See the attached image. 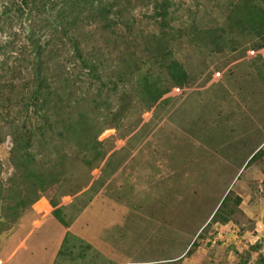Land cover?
Here are the masks:
<instances>
[{"label":"rangeland","instance_id":"rangeland-1","mask_svg":"<svg viewBox=\"0 0 264 264\" xmlns=\"http://www.w3.org/2000/svg\"><path fill=\"white\" fill-rule=\"evenodd\" d=\"M132 1L130 6L140 4L139 0ZM169 1L174 2V8L178 11L172 19L167 18L169 26L165 28L168 33L173 30L171 36L175 38L178 34H190L193 28L197 31L224 27L229 7L237 0ZM7 5L13 7V11L5 17L3 7ZM11 5L9 0H0V18L4 20L0 23V43L12 33L17 35L16 42L20 44L23 29L28 31V27L37 20L34 17L39 18V14L32 12L29 21L24 24L16 9H26V14L28 9L21 0H15ZM29 8L32 9L31 4ZM152 8L153 5L148 10V17L140 7L134 9L132 15L137 23L131 32L121 28L114 33L98 27L94 29L101 55L107 57L104 59L106 63L121 54L127 33L131 35L132 44L135 42L137 56L144 62L142 72L151 68L155 78L162 75L155 64L148 66V55L141 53L147 36L160 32L158 24L150 17ZM75 18L78 19L77 25L71 27L70 31H76L86 43L90 27L81 21L82 18L79 19L77 15ZM20 21L24 26L19 27ZM254 39L242 37L237 52L226 50L214 54L200 51L201 45L197 40L179 39L174 46V57L195 78L189 88H171L161 105L151 110H148L146 98L136 88L138 77L133 88H130V99L120 102L118 96L112 97L115 107L122 102L124 106L131 103L128 108L132 107L121 110L128 117L120 123L103 125L99 129L98 141L109 151L106 158L112 154L108 165L105 167L102 162L91 171L75 155H70L65 163L59 165L61 183L46 191L40 198L41 202L39 200L30 210L22 213L17 226L0 236V261L3 262L9 250L15 247L33 222L31 230L36 229L37 223L44 222V208L49 200L64 205L60 210L66 213L64 222L68 223L96 196H103L101 192L104 189L115 186L113 176L130 160L131 152L142 146L148 137V207L144 211L148 215H145L148 217L145 223L148 243L138 259H146L148 264H258V259L264 258V124L258 121L260 116L253 110L264 102V49L246 50L255 43ZM79 71L87 74L84 70ZM161 79L164 86H169L165 74ZM222 81L230 88L227 87L225 94L234 110H206L196 126L193 125L195 110H175L184 98H194L193 95L201 87ZM61 84L58 81V85ZM240 95L246 99L239 101ZM82 108L101 124L106 120L109 122L110 115L116 111L111 108L107 110L108 103H102L100 110H94L91 98L84 102ZM245 116H250L262 126L247 124ZM180 119L185 129L191 128L185 132H189L192 138L188 139L185 132L182 138H174L178 130L176 121ZM41 123L38 117L32 116L26 125L35 129ZM4 135L5 128L0 118V186H9L7 182L14 173L11 164L12 140L9 135L5 138ZM257 152L251 162L250 159ZM81 188L80 192L73 194ZM53 212L52 217H55ZM112 214L103 212L98 221L94 220L95 217L86 219L81 233L88 238L105 235L113 240L115 229L107 231L106 227L111 221L121 219H114ZM134 218L131 213L126 219L129 223L123 229L125 238L131 242L127 245L130 249L139 246L141 238H136L141 225L136 227L134 222L137 219ZM61 227L59 222H52L48 223L45 231L34 233L28 243L30 251L18 253L15 264H53L56 237L61 235ZM92 246L102 252L84 249L83 259L74 254L73 259L65 256L56 264H109L108 246L100 242Z\"/></svg>","mask_w":264,"mask_h":264},{"label":"trees","instance_id":"trees-1","mask_svg":"<svg viewBox=\"0 0 264 264\" xmlns=\"http://www.w3.org/2000/svg\"><path fill=\"white\" fill-rule=\"evenodd\" d=\"M9 1L14 5L15 0ZM139 1V5L130 6L132 0H21L28 14L22 8L16 9V13L24 24L32 12L39 14V18L34 17L37 20L28 27V31L23 29L22 43L18 44L17 35L12 33L0 43V110H3L0 118L5 128L4 138L9 135L12 140L11 164L14 168L7 182L9 186H0V236L17 226L22 213L30 210L46 191L61 183L59 165L65 163L70 155H75L91 171L102 162L105 167L108 165L112 154L106 158L109 151L98 141L99 129L103 125L118 124L128 117L121 110H129L131 103L124 106L122 102L115 107L112 97L118 96L120 102L130 99V88H133L137 77L136 88L148 101V110L161 105L171 88H189L195 82V78L174 57V46L179 39L199 41L200 51L207 54L226 50L237 52L242 37L255 38V43L246 50L264 49V0L232 2L224 27L197 31L193 28L190 34H178L175 38L171 36L173 30L168 33L165 28L169 26L167 18L172 19L178 11L174 2ZM152 5L150 17L158 24L160 32L147 36L141 53L148 55V66L155 64L157 70L166 75L169 86L161 82L162 75L155 78L151 68L142 72L144 62L136 54L131 35L126 33L136 26L132 15L134 9L140 7L148 17ZM3 9L5 17L13 11L10 5ZM76 15L90 27L86 43L76 31H70L77 25ZM1 22H4L3 18H0ZM23 22L20 21L19 27L24 26ZM96 27L112 33L120 28L126 31L127 45L123 44L121 54L108 63L104 61L107 57L101 55L95 39ZM76 70H84L87 74ZM58 81L62 84L58 85ZM88 98H91L94 110H100L102 103H108L107 110H116L110 115L109 122L106 120L101 124L97 118L83 111ZM32 116L42 121L35 129L26 125ZM60 123H63L61 128ZM65 141L71 142V146ZM259 152L253 155L251 162ZM48 203L56 208L54 216L65 224L59 216L62 209L58 208L59 203L54 200ZM258 264H264V258L258 259Z\"/></svg>","mask_w":264,"mask_h":264},{"label":"crops","instance_id":"crops-1","mask_svg":"<svg viewBox=\"0 0 264 264\" xmlns=\"http://www.w3.org/2000/svg\"><path fill=\"white\" fill-rule=\"evenodd\" d=\"M210 83L211 84H208V86L201 87L199 91H197L193 95L194 98H191V100L189 98H184L183 100H181L175 108L176 111L195 110L196 114L193 120V125L195 126L198 124V121L202 117V115L206 114L204 113L206 112V110H234L232 108V105L228 103L226 99L225 91H227L228 86L223 81L222 83L219 82L215 83L214 85L212 82ZM239 97V101H244L246 99H243L241 95ZM253 112L259 114L258 116H260V118L258 117V121L263 125L264 102L260 103L257 106V109L254 108ZM244 119L247 121V124L254 123L259 127L262 126L259 122L253 120V118H251L250 116H245ZM176 123L178 126V130L174 134V138L175 136L182 138V133L191 128L185 129L184 123H182L181 119L177 120ZM185 134H187L186 136L188 137V139L192 138V135H190L189 132H185ZM131 153L132 154L130 160L126 164L122 165L119 170L120 172H117L112 178L115 180V186L108 190L104 189V191L101 192L103 196H96V199H93L89 204L85 205L77 213V216L72 219L71 222H65V224H63L60 222V219H58L57 216L52 217L51 213L56 208H53L48 203V206L44 208V222H41L42 224H44L42 226H39L41 225V223H37L36 225L38 226L36 227V229L33 227L34 230H31V227L33 226L32 224L34 223L33 222L31 226L28 227L29 229L26 231V234H24L23 237L20 238L19 242L12 250H9V252L7 253V257L4 258L3 262L0 261V264H15V257L18 255V253H20L21 251H30L28 249V243L32 235L37 232L45 231L48 223L52 222H59L62 226L60 230L61 235L58 234V236L56 237V255L55 259L53 260V264H56V262H59L65 256L67 258L73 259L75 257L74 254H76L77 258L83 259L85 256L83 253L84 249H86L87 251H89V249L100 251L97 250L98 248L92 246L96 242H100L104 246H108L107 260L109 261V264H148V260L138 259V257L141 256L146 249L145 244L148 243V238L145 232L147 229L145 223L148 222V217L145 216L147 214L144 212L147 211L148 207V137L144 140V144L142 146H139L135 151H132ZM126 166L127 170H125ZM116 179H119L121 181H117ZM68 209L69 208H67L65 212H67ZM139 209H141V211L143 212H141ZM103 212H111V214L112 212H114L115 214H112V217H114V219H121L118 221H111L106 227L107 231H112L113 229H115V238L111 240L106 238L105 235L101 238L85 237L81 233V231L86 225V219L95 217L94 220L97 219L98 221L99 215ZM131 213L134 214V219H137L135 220L136 222H134V225L136 227L141 225L139 235L136 236V238H138L139 236L141 237L139 241L140 245L132 247V249L127 247V245L131 242L125 238V234L123 232V229H125L126 225L129 223L126 221V219L128 216H130ZM65 214L63 212L60 213L59 216L64 219ZM45 219L48 220L46 221ZM37 220L40 221L39 218ZM208 220L206 222H208ZM203 226H201V228ZM133 242H135V240H133ZM45 250L46 249H44V251Z\"/></svg>","mask_w":264,"mask_h":264},{"label":"clouds","instance_id":"clouds-1","mask_svg":"<svg viewBox=\"0 0 264 264\" xmlns=\"http://www.w3.org/2000/svg\"><path fill=\"white\" fill-rule=\"evenodd\" d=\"M178 89H180V88H178ZM62 199H63V197H62ZM59 207L63 208V206H60V205H59Z\"/></svg>","mask_w":264,"mask_h":264},{"label":"built area","instance_id":"built-area-1","mask_svg":"<svg viewBox=\"0 0 264 264\" xmlns=\"http://www.w3.org/2000/svg\"><path fill=\"white\" fill-rule=\"evenodd\" d=\"M61 206H62V204H61ZM64 206V205H63Z\"/></svg>","mask_w":264,"mask_h":264}]
</instances>
